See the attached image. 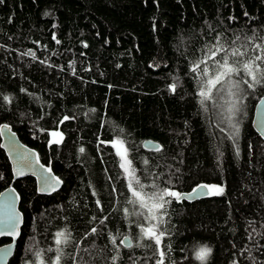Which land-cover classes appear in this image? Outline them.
Wrapping results in <instances>:
<instances>
[{"label":"trees","instance_id":"1","mask_svg":"<svg viewBox=\"0 0 264 264\" xmlns=\"http://www.w3.org/2000/svg\"><path fill=\"white\" fill-rule=\"evenodd\" d=\"M216 33L238 36L236 46L249 48L250 37L264 36V0L0 2V124H9L62 181L48 195L37 192L31 176L13 182L0 146V191L17 190L24 217L7 264H51L61 230L72 238L61 264H72L76 252L79 264H112L111 236L138 234V218L122 212L132 206L114 140L124 142L144 184L158 177L159 188L179 192L199 184L224 189L167 206L165 264H264V140L251 124L264 87L244 91L234 137L211 107L201 108L190 69ZM29 50L35 57L24 55ZM173 81L175 93L168 88ZM65 115L74 119L60 123ZM53 131L63 134L58 144ZM145 139L162 150H145ZM92 227L98 233L85 239ZM148 243L120 244L116 264H154ZM204 247L212 251L200 260Z\"/></svg>","mask_w":264,"mask_h":264},{"label":"snow or ice","instance_id":"2","mask_svg":"<svg viewBox=\"0 0 264 264\" xmlns=\"http://www.w3.org/2000/svg\"><path fill=\"white\" fill-rule=\"evenodd\" d=\"M0 2H3V0H0ZM53 39H55V36ZM256 39H259L260 42L256 43ZM239 40L240 37L238 36L235 40H224L220 33H216L212 42L202 49L203 57L193 60L190 69L192 78L197 82L198 91L196 94L199 97L201 108L207 112L211 107L220 118V123L227 124L233 129V137L238 135L240 131L237 117L242 114L244 91L264 87V36L256 37L254 34L253 37L249 38L250 47L244 51L241 50L244 47L243 44H240L239 47L236 46ZM56 42L60 43L58 40ZM84 46L87 47L86 44ZM24 55L35 57V53L31 50ZM177 87L175 81L168 85L169 90L173 93L177 91ZM69 119H74V117L65 115L60 123ZM217 127H219V124ZM220 131H224V128H220ZM51 136L54 138L51 142L58 144L61 142L63 134L59 131H53ZM111 143L117 149V155L121 158L120 168L124 170L128 178L126 188L131 198L127 200V204L132 206V210L130 211L128 207H124L122 212L125 219H131L133 216L137 217L138 219L133 223L139 229L138 234L131 238L125 236L118 241L117 235L111 236L110 243L117 246V254L111 256L112 264H116L120 259V244L127 242L128 247H133L131 239L150 241L146 246L153 249L154 264H165L167 252L171 249L170 243L164 245V238L169 234L168 229L164 226L167 206L173 200L179 203L182 199H191L192 194L196 193L197 190L193 189L192 193L183 194L172 187L159 188L155 182L158 177H153L152 182L149 184L142 183L132 167L134 158H129L128 149L124 147V142L114 140ZM161 150L162 146L160 145H157L154 149L156 152ZM80 151L83 152L84 149L81 148ZM20 159L21 161H27L24 155H21ZM25 166H30V162ZM48 171L51 172V168ZM20 174H23L22 170ZM144 176L148 178L149 173H144ZM52 180L55 183H51L45 178L42 190L51 189L55 191L56 186L61 181L58 177H53ZM198 187L209 189L208 193H205L209 195H221L224 191L223 187L219 185H199ZM145 189H148V191H145ZM96 204L98 207L101 206L99 200L96 201ZM101 211H103L102 208ZM93 219H96V217H93ZM108 219V216H104L100 223L103 225ZM7 221L13 227L15 226V217L9 216ZM144 222H148L147 227L144 226ZM97 233L98 229L92 227L89 232L85 233V239L87 236ZM2 234L4 233H0V235ZM8 234L12 235L14 233L9 232ZM55 237V243L59 247L56 249L55 259L51 264H61L63 259L62 248L70 244L72 238L67 230L57 231ZM251 238L252 234L249 233V239ZM84 251L87 252L88 249H84ZM211 251L212 249L209 247L201 248L198 258L205 260ZM245 251L248 250L245 249ZM89 254L91 255V253ZM36 255L39 257L40 253L37 252ZM249 255H251L250 252ZM129 258L131 259L130 256ZM71 259L72 264H79V252L72 255ZM40 264H44V261L41 260ZM232 264H237V262L233 260Z\"/></svg>","mask_w":264,"mask_h":264},{"label":"water","instance_id":"3","mask_svg":"<svg viewBox=\"0 0 264 264\" xmlns=\"http://www.w3.org/2000/svg\"><path fill=\"white\" fill-rule=\"evenodd\" d=\"M251 124L256 134L264 140V126H262L264 125V95L258 99L253 108ZM157 145L159 144L151 139H145L142 142V147L145 150H154ZM0 146L4 150L10 164L13 182L26 176H31L35 179L36 190L39 194L48 195L54 192L51 189L42 190L44 187L43 181L47 178L51 183H55L52 178L58 176L52 170L51 172L48 171L50 167L40 161L37 151L22 142L17 133L7 123L0 124ZM21 155H24L27 161H21ZM28 162H30V166H25ZM21 170L23 171L22 175L20 174ZM61 184L62 181L56 186V190L61 187ZM199 185L189 191H182L181 193L188 194L192 193L193 189L197 190L196 193L192 194L191 199L185 198L182 200L191 202L207 196L208 194L205 193H208L209 189L200 188L198 187ZM0 193H2L0 195V233H4L0 235V239H9V241L0 244V264H7L14 253L24 217L19 209L20 197L17 190L10 185L1 190ZM9 216L15 217L16 223L14 227L7 221ZM9 232H13L14 234L9 235ZM124 245H127V242Z\"/></svg>","mask_w":264,"mask_h":264},{"label":"rangeland","instance_id":"4","mask_svg":"<svg viewBox=\"0 0 264 264\" xmlns=\"http://www.w3.org/2000/svg\"><path fill=\"white\" fill-rule=\"evenodd\" d=\"M226 99H227V97H226ZM117 150V149H116Z\"/></svg>","mask_w":264,"mask_h":264},{"label":"bare ground","instance_id":"5","mask_svg":"<svg viewBox=\"0 0 264 264\" xmlns=\"http://www.w3.org/2000/svg\"><path fill=\"white\" fill-rule=\"evenodd\" d=\"M263 140V139H262Z\"/></svg>","mask_w":264,"mask_h":264}]
</instances>
